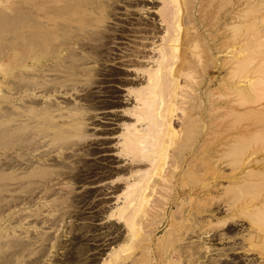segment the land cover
<instances>
[{
  "label": "rangeland",
  "instance_id": "374dc122",
  "mask_svg": "<svg viewBox=\"0 0 264 264\" xmlns=\"http://www.w3.org/2000/svg\"><path fill=\"white\" fill-rule=\"evenodd\" d=\"M213 1L214 0H179L178 4H172L170 0H117L116 2L118 3L114 4L115 13L111 16L112 19L105 20L103 24L108 27L105 28L106 33L104 36H106L104 45L100 48L102 57H100L98 61L99 75L97 76V83L89 90L95 99L97 107L90 109V112L87 114L88 125L86 133L88 138L84 139L85 141H80L79 145L73 147V149L75 148L74 150L69 149L63 151L64 157L62 156V159H60V156L57 154H53V156L51 155L49 158V163L59 161V163L63 162L67 167L69 166L67 170L64 171L65 174L60 178L61 180L59 179V181L57 180L58 182L56 181V183L52 184L53 189L50 191L52 193L50 194L51 199L49 200L52 201L53 204L59 205L62 199L69 196L70 198H67V200L69 199L71 204L69 200L68 203L70 205L67 204L66 206L60 204V208H63L60 213L67 212L63 221L57 219L54 225L49 223L50 225L46 226L43 224L42 219L47 214L46 208H44L42 210L43 215L39 217V219H30V221H28L30 226L25 227L28 228L35 225L37 229L33 231V228H31L32 232L29 234L30 236H35L36 233H41V231H47L53 240L51 243H55V245L59 243L58 246H55V249H51V244H46L45 249H49L51 253H48L49 256L42 259L43 261H41L40 264H47V260H50L48 264H102L113 250L115 251L118 248L119 250L121 249L118 245L123 244V242L126 243L125 240L129 238V231L126 223L120 221L116 217H109V215L126 203L125 192L131 183L136 182L134 180L144 177L147 178V173H150V176L153 175L151 182L157 178L151 173L154 170V157L151 158L153 162H151V160L133 162L131 159L132 157H129L130 155L128 156L125 151H123L122 145L124 136L130 131L134 129L143 131L148 128L147 122L139 121L142 101L138 99V96L141 92L147 90L148 71L158 67L161 60L162 48H166L168 45L167 25L163 22V18L161 17L164 13L171 15L173 13L175 15H172L176 21L175 33L179 37L177 43L178 51L174 54V57L175 55L177 56L173 61V65H175V67L173 66L174 70L179 68L184 54H186L185 56L187 57H185V59H187L185 62L189 61L192 65L194 64L193 66L197 65L194 71H184V76L179 75V79L174 76L173 73L170 74L169 70H162L165 79L170 77L166 79L168 80V84L172 86L170 87L173 88V85L176 83L175 81H177L178 83L175 85L181 89H179L180 92L178 91L179 98H177L178 100L176 103L177 107L180 109L178 108V112L176 111L174 115L169 118L171 128L175 130H181L183 127L185 128L187 126V121H184L186 120V116L183 114L194 109L193 117H195L197 125L201 124L198 125V133H200L194 142V145H196H193L189 150L190 152L184 153L182 158L184 162L178 165L175 174L171 172L175 162V156L173 154L174 147L168 148V157L166 159L164 173H162L165 179L160 182L156 189L157 193L153 194L150 199L151 209L149 207V216L147 215V218H144L143 231L141 232L146 242L152 240V253L150 251V259L155 257L157 260L149 263L145 262L144 264H156L157 262L159 264H171L173 261L179 264L182 260L179 259L178 256H175V258L171 260V248L163 254L159 251L158 247L166 239L165 237L168 231L175 230L179 232H175L178 235L184 232L186 227L195 221H197V223L200 222L198 229L195 231L197 233H189L187 238L185 237V239L178 242V244L185 245L183 247L181 246L184 250L195 244H197L196 246L207 247L208 251L203 248L198 250L200 253L197 256H201L198 264H208L210 261L216 262L217 264H264V209L260 214L252 215L255 207H261L262 204H264V175H262L264 174V149H262L264 148V141H261L260 144V142L257 143V141L260 140H257L253 141L251 144L252 141H248V138L247 147L245 146L244 151L240 155L237 154L234 145L229 146L234 142V138L237 136L238 132L250 126L249 124L252 122L254 123L256 120H254L255 118L247 119L251 120H246L248 124L246 121L245 123L243 121L242 125L244 127L241 130L237 128V132L236 128L230 127L231 118L228 120L224 118H228L226 116L228 109H226L223 104L232 99L236 100L237 96L232 95L228 100H226L227 98H218L220 97L218 96V88H220L222 84L220 80L224 78L227 70H225L226 67L220 64H222L223 62L221 61L226 59L229 55L222 53L221 49L218 50L212 45H215L212 40L216 33L219 37H222V32H229V28L224 27H228L232 22L231 18L228 19L230 16L228 13L231 11H233L234 14L238 13V11H240L238 7H241V10L244 8L247 9V4L251 6L255 1L256 3L254 6L263 5L261 7H264V1L237 0L240 2H238V4L236 0H231V6L227 5L224 9L221 8L223 5H221L219 0L218 4L216 0L215 2ZM248 2H250V4ZM17 3L18 0H0V9L9 12L15 9ZM178 5H180V10H178ZM229 7L235 9L230 8L229 10ZM261 7H258V9ZM218 9L223 13H221L218 31L215 32V30L211 28L214 22L212 19L217 15L215 11H219ZM260 10H262V12ZM263 10L264 8L259 9V12L256 13L258 15H255L256 20L259 17L263 19L259 18L257 21H252L256 23L259 22L257 24L258 27L256 26L255 28L254 26L253 29H251L255 32V28L257 33H262L261 36L260 34L256 36L258 39H263H257L259 42L263 41L262 43L258 44V41L254 40L260 46L264 43ZM233 13H230L231 16H233ZM259 24L262 25L260 26ZM178 26H180V29ZM187 36L189 37L187 38ZM197 40L198 42L196 43ZM187 41H189L190 45ZM194 47L198 49L195 50ZM193 48L194 55L191 54ZM262 49L264 50V45L260 47V50H256L260 57V54L264 53ZM218 51L221 54H219ZM197 57H201L200 60ZM211 57L215 60L219 58V62H217L219 67L216 70L212 68L214 67L211 64L212 62H209L212 60ZM260 57H257V60L260 59ZM192 58L193 60H191ZM195 62L198 64L200 62L201 64L199 65L203 64L205 69L202 67L203 65L199 66ZM206 65L209 66L207 67ZM198 66L200 68L197 70ZM221 66L224 68H221ZM202 72L205 73L202 74ZM188 74H193L192 76L194 77L191 76L192 80L189 78L190 76L186 77ZM200 75L201 77L199 78ZM186 78L189 79L190 82ZM171 79L175 81L172 83ZM184 81L186 82L184 83ZM209 81L210 83H208ZM188 83L193 85H189ZM186 85L189 87H185ZM186 88L191 90H187ZM71 94L72 95L65 97L67 101L71 103L77 101L81 107H85L87 102L84 94H86V92L81 91V88H79V90L75 92L72 91ZM185 97H190L191 99H189L191 101H189V99L183 101ZM257 97L260 100L263 99L264 92H259ZM168 98L170 97L168 96ZM192 98L193 101L196 98L195 102L192 101ZM169 101L170 99H168V102ZM199 102L200 104L202 102L200 106L197 104ZM184 103L186 105H184ZM260 103L263 104L264 99L261 100ZM260 103V106H264ZM195 106L197 108L199 107V111H197ZM187 107L191 108L188 109ZM181 110L185 112L182 114ZM165 113L166 111L162 112L164 117L167 114ZM180 116L182 117L180 118ZM198 117L199 119H197ZM181 119L183 120L181 121ZM165 120H163V122L167 123ZM231 129L235 130L236 133H234L233 130L229 132ZM255 130L254 127L252 131L249 129L248 132H246L247 136H249L248 134L251 132H255ZM259 130H262V128H259ZM254 142L257 144V147ZM255 149L258 152L255 151ZM235 161H237L238 165L242 162V167L240 166L241 169H239L240 167L236 168L238 165H236ZM191 163L193 164V169L196 170L193 174L194 178L196 177L198 181H205L208 179L205 183L206 185L199 184L200 186L198 185L199 187L197 186L195 188L197 193L195 192L194 195H189L192 185H190V183L188 184L189 179H187L188 177L186 178V171L188 165ZM253 163H256V165ZM258 165H261L260 168ZM135 171L139 172L134 174ZM249 172H252L251 175L254 174L255 176L250 177L251 175ZM246 175L250 176L247 177ZM164 180L166 182H164ZM238 181L242 182L240 186L242 188L233 187L234 183ZM207 183H209L208 186ZM225 189L229 190L226 191ZM240 190L243 192H239ZM205 192L211 193L210 200L215 201H211L210 204L213 205L209 206L207 211L199 212L197 209H194L192 205L195 202H200ZM236 192L239 193L240 197L235 198L238 195ZM38 196L37 198L39 199L42 195L38 194ZM226 200L227 202H225ZM36 204L32 207L33 209L35 207H41L39 200ZM262 207H264V205ZM181 208L183 209L182 213L179 211ZM20 212L22 213L24 210H17V212L14 213L15 215L11 214L7 217L3 226L5 227L13 220L16 214L17 216L20 215ZM197 212L199 213L196 214ZM60 213L56 214L55 217L57 218ZM193 214H196L198 217H195ZM254 219H257L256 222L259 223H255L257 226L253 224L255 222ZM223 221H225L223 223L224 225L218 224V222ZM257 227H259V230ZM0 232L3 231L0 229ZM206 232L209 233L206 234ZM17 235H19V233H17ZM177 237H180V235ZM133 253L132 250H128L124 253V257L130 258L119 264H135L136 261H132L134 256ZM136 254L138 255L135 260L141 256L138 251L135 252V255ZM48 257L52 258L53 261ZM13 263L30 264L31 260H14Z\"/></svg>",
  "mask_w": 264,
  "mask_h": 264
},
{
  "label": "bare ground",
  "instance_id": "6f19581e",
  "mask_svg": "<svg viewBox=\"0 0 264 264\" xmlns=\"http://www.w3.org/2000/svg\"><path fill=\"white\" fill-rule=\"evenodd\" d=\"M116 1L117 0H18L15 9L9 12L0 9V229L3 231L0 232V264H14V260L26 261L28 259L31 260L30 264H40V262L43 261L42 259L49 256L48 253H51L49 249H45L46 244H51V249H55V246L59 244L55 245V243H51L53 240L47 231H41V233H36L35 236H30L29 234L32 232L31 228H33V231L37 228L35 225L33 227H25L30 226V223H28L30 219H39V217L43 215L42 210L44 208H46L47 214L45 213L46 216L43 217L42 223L46 226L50 224L54 225L57 219L63 221L64 216L67 214L66 211L60 213L63 209L60 208V204L67 206V204H69V199L67 200V198H70L69 196L62 199L60 204L59 201V205L53 204L49 199H51L50 194L52 192L50 191L53 189L52 184L62 178L65 174L64 171L67 170L69 166L67 167L65 163H59V161L49 163V158L51 155L57 154L60 156V159H62L63 151L69 149L74 150L75 148L73 149V147H76L79 145L80 141L88 138L86 133L88 125L87 114L90 112V109L97 107L95 99L89 90L97 83V76L99 75L98 61L100 57H102L100 48L104 45L106 36H104L106 33L105 28L108 27L103 24L105 20L110 19L115 13L114 4L119 2ZM213 2H215V0ZM219 2L223 5L221 6L222 9L231 4V0H219ZM236 2L238 3L239 1L236 0ZM250 2L248 3L250 4ZM170 3L178 4L179 0H170ZM216 3L218 4V0H216ZM255 3L256 1L251 6L247 4V9L244 8L242 10L241 7L237 6L240 8V11L235 14L231 11L230 13H233V16L228 13L230 15L228 19L231 18L232 22L230 21L231 23L228 27H224L229 28V32H222L223 35L220 34L222 37H219L216 33L212 40L215 43V45H212L216 47V49H221L222 53L229 55L226 59H223L224 61H221L223 63L220 64L226 67L225 70H227L223 79H217L222 83L220 88H218V96H220L218 98H227L226 100H228L232 95L237 96L236 100L231 98V101H227L223 104V106L228 109L226 114L228 118H224L227 120L231 118L230 127L240 130L244 127L242 125L243 121L245 123V121L250 118H255L254 120H256H253L254 123L249 122L250 126L248 127L250 128L245 127V129L240 132H238V129L236 130L238 134L234 138V142L229 146L234 145L239 155L242 154L245 146L247 147L248 138V141H252L251 144L253 141L257 140H260L257 141V143L260 142V144L261 141H264V106L259 105L260 101L264 98L260 100L257 97L259 92H264V53L260 54L261 57L257 54L258 49L260 50V47L264 45V43L261 46L258 45L263 42L258 41L262 38H256V36L260 34V32L257 33L255 29L256 26L258 27L257 24L259 22H252L256 20L255 15H258L256 13L259 12V9L264 7H261L263 5L254 6ZM257 6L261 8L258 9ZM230 8L232 9L233 7H229L228 9L230 10ZM178 10H180V5H178ZM260 11L262 12V10ZM215 13L217 15L214 18L212 17V21L214 20V22L211 28L216 32L218 31L221 13L223 12L219 10L217 12L215 11ZM172 15L175 16L173 13ZM172 15L168 13L161 15L163 22L167 25L168 45L166 48H162L161 60L158 67L148 71L147 90L141 92L138 96V99L142 101L139 121L147 122L148 128L143 131L138 129L130 131L124 136L122 145L123 151H125L128 156L130 155L129 157H132L131 159L133 162L147 161L154 157V170L151 173L157 178L155 177L156 179L151 182L153 175L150 176V173H147V178L144 177L134 180L136 182L131 183L125 192L126 203L109 215V217H116L120 221L126 223L129 231V238L125 240L126 243L123 242V244L118 245L121 249L119 250L118 248L115 251L113 250L102 264H119L128 260L130 257L126 258L123 256L128 250L134 252L132 261H136V263L134 262L135 264H144L145 262L149 263L157 260L155 257L150 259V251L152 253V240L146 242L141 235L144 218H147L149 207L151 209L150 199L153 194L157 193L156 189L160 182L165 179L162 173H164V167L168 157V148L174 147L173 154L175 156V162L174 164L172 162L173 169L171 172L175 174L178 165L184 162L182 161L184 160L182 159L184 153L188 152L193 147L200 133H198V125L201 123L197 125V121L195 117H193V111L195 109L188 112L183 111L184 108L181 110L182 114L185 112L183 115L186 116V120L184 121H187V126L185 128L183 127L184 129L182 127L181 130L172 129L169 120L179 108L176 103L178 100L177 98H179L178 91L180 92L181 89L175 85L178 82L174 79L171 80L172 83L174 81L176 82L174 84L175 87L172 84L173 88H171L172 86L169 85L168 80H166L170 77L165 79L162 70L167 69L170 71V74L173 73V75L178 78L180 77L179 75L185 74L186 71H194V68L197 66H193L194 64L192 65L189 61L185 62L187 59H185L186 54H184L179 68L177 66L178 69L174 70L175 65H173V61L175 57H177L176 55L174 57V54L178 51L177 43L179 37L175 33L176 21ZM259 18H257V20ZM259 25L261 26L262 24ZM254 26L255 32L251 30ZM224 27L222 26L223 29ZM178 28L180 29V26H178ZM188 37L189 36H187V38ZM254 40H257L258 44ZM187 42L189 44V41ZM197 42L198 40L196 43ZM194 48L195 50L198 49L196 47ZM194 48L193 52L191 51L193 55ZM219 54L221 53L219 52ZM257 57H260V59L257 60ZM197 58L200 60L201 57ZM191 60H193V58ZM216 60L212 59L209 61L212 62L211 64L214 66L212 68L214 70L219 67L217 65L219 58ZM199 64L201 63L199 62ZM199 66L197 70L200 68ZM202 67H204V65ZM224 67L221 66V68ZM203 73L205 72H202V74ZM192 75L188 74L186 77L190 76L189 78L191 79ZM200 77L201 75L199 78ZM187 80L189 81V79ZM185 82L186 81H184V83ZM208 83H210V81ZM185 87L189 86L186 85ZM79 88H81V91L86 92V94H84L87 102L85 107H81L77 101L71 103L65 98L66 96L68 97V95H72L71 92H75L79 90ZM186 89L191 90L188 88ZM168 96L170 98H168ZM167 98L170 99L169 102ZM189 98L185 97L183 101H187ZM190 99L189 101H191ZM195 99L193 101L192 98V101L195 102ZM185 103L184 105H186ZM197 104L200 106L202 102L201 104L200 102ZM261 105H264V103ZM187 108L189 109L191 107ZM198 109L199 107L197 111H199ZM163 111L167 113H165V117L162 114ZM182 116H180V118ZM197 119H199V117ZM163 120L167 121V123L163 122ZM182 120L183 119H181V121ZM247 121L246 123L248 124ZM252 126L256 130L247 136L246 132H248L249 129L252 131ZM247 128L248 130L246 131ZM259 128H262V130H259ZM232 130L233 129L229 132H232ZM233 131L236 133L235 130ZM255 145L257 147L256 143ZM255 151L257 150L255 149ZM151 162H153V159ZM235 162L236 165H238L237 161ZM241 164L236 166V168L240 167ZM253 164L256 165V163ZM241 167L239 169H241ZM138 172L139 171H135L134 174ZM195 172L196 170L193 169V164L191 163L188 165L186 171L187 176L184 173L186 178L188 177L187 179H189L188 184L190 183V185H192L189 195H194L196 192L195 188L199 184H205L208 180L198 181L196 177H193ZM249 173L251 175L252 172ZM254 176L253 174L250 177ZM164 182L166 181L164 180ZM208 184L209 183H207V186ZM241 184V181L235 182L233 187L239 188ZM225 190L227 191L229 189ZM239 192L243 191L240 190ZM236 193L238 195L236 194L237 197L235 198L240 197L239 193ZM38 194L42 195L39 199L37 198L39 197ZM210 194L211 193L205 192L203 195L204 197L200 196L202 198L200 199L201 201L195 202L192 207L199 212L207 211L209 206L213 205L210 204L211 201H215L210 200ZM38 200L39 203H41V207H35L33 209L32 207ZM69 202L71 204L70 200ZM225 202H227V200ZM263 205L264 204H262V206ZM262 206L255 207L252 215L260 214L264 209ZM181 209H179L180 213L183 211V209ZM17 210H24V212H20L21 214L18 216L16 214V217L9 223L7 222L8 224L4 227L3 224L6 218L16 213ZM59 213L60 215L56 218V214ZM196 214L193 215L198 217ZM254 220L255 222L253 224L257 226L259 223L256 222L257 219ZM224 222L225 221L218 222V224L224 225ZM199 224L200 222L197 223V221H195L188 225L184 232L178 234L180 237H177L178 235L176 234L179 232L175 230L168 231L165 237L166 239L158 247L159 251L164 254L171 248V260L175 258V256H178V258L182 260H180L181 262H179V264H198L201 258V256H197L200 253L198 250L203 248L208 251V248L196 246L197 244H195L184 250L182 247L185 245H180L178 242L181 240L183 241L185 237L187 238L189 233H197L195 231L198 229ZM257 229L259 230V227H257ZM17 233H19V235H17ZM208 233L209 232H206V234ZM136 251H138L141 256L135 260L138 255H135ZM50 259L52 260V258ZM49 261L50 260H47V264ZM156 264L159 263L157 262ZM171 264L177 263L173 261ZM208 264L217 263L210 261Z\"/></svg>",
  "mask_w": 264,
  "mask_h": 264
}]
</instances>
